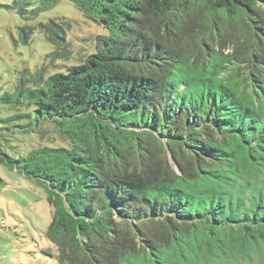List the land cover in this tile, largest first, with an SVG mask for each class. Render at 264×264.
Returning <instances> with one entry per match:
<instances>
[{"label":"trees","instance_id":"1","mask_svg":"<svg viewBox=\"0 0 264 264\" xmlns=\"http://www.w3.org/2000/svg\"><path fill=\"white\" fill-rule=\"evenodd\" d=\"M68 1L106 33L75 57L68 21L27 26L53 50L0 94V163L44 189L57 264H264V0Z\"/></svg>","mask_w":264,"mask_h":264},{"label":"rangeland","instance_id":"2","mask_svg":"<svg viewBox=\"0 0 264 264\" xmlns=\"http://www.w3.org/2000/svg\"><path fill=\"white\" fill-rule=\"evenodd\" d=\"M13 2L14 0H0V94L13 90L20 71L25 68L34 70L46 63L47 54L53 50L54 45L45 39L38 27L33 29L29 40L24 42L23 30L27 26L45 22L49 18L68 21V38L75 57L83 56L90 50L92 43L89 45V42L96 35L106 33L102 26L84 16L83 12L68 0H57L53 7L35 19L21 16L11 7ZM37 4L38 0H35L28 9ZM71 62L69 59L59 61V64ZM53 68L54 64L50 66L51 70ZM48 137L57 141L52 133ZM168 157L170 160L169 152ZM50 211L46 193L41 186L0 163V264H57L58 250L46 237ZM158 234L165 235L164 232ZM44 250L55 257L47 256ZM253 253L264 259V246L262 250Z\"/></svg>","mask_w":264,"mask_h":264}]
</instances>
